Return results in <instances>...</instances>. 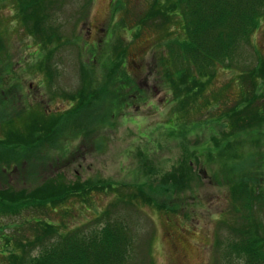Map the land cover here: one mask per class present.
Listing matches in <instances>:
<instances>
[{
  "label": "rangeland",
  "instance_id": "374dc122",
  "mask_svg": "<svg viewBox=\"0 0 264 264\" xmlns=\"http://www.w3.org/2000/svg\"><path fill=\"white\" fill-rule=\"evenodd\" d=\"M34 2L40 15L46 12L28 23L19 3L0 2V138L24 136L23 124L47 126V119L75 107L70 97L83 80L92 91L105 87L123 63L139 92L121 107L125 115L113 128L109 121L78 122L54 146L14 151L27 153L0 171V191L27 194L86 180L105 185L60 205L29 203L0 217V264H28L39 255L31 241L46 224L52 230L50 237L41 234L47 249L64 238L97 237L115 220L126 227L136 259L148 244L145 264H244L224 253L229 232L249 218L264 230V20L229 66L216 65L198 85L171 68L167 44L183 32L167 0ZM154 5L164 12H151ZM243 124L250 125L245 132ZM185 165L193 179L181 191L165 190L181 206L163 211L161 174L186 172ZM238 187L255 190L251 211L241 210ZM146 192L150 203L140 198Z\"/></svg>",
  "mask_w": 264,
  "mask_h": 264
},
{
  "label": "trees",
  "instance_id": "16d2710c",
  "mask_svg": "<svg viewBox=\"0 0 264 264\" xmlns=\"http://www.w3.org/2000/svg\"><path fill=\"white\" fill-rule=\"evenodd\" d=\"M17 1L25 9V11L21 10L23 21L28 23L33 19L32 15L37 14V10L32 6L36 3L34 0ZM167 3L174 8L173 10L168 7L169 11L172 9L178 16V27L183 32L171 38L167 44L170 49V63L173 64L171 68L181 79L186 72L191 79L198 81L197 76L205 75L214 64H225L236 59L242 47L249 43L252 34L264 20V0H167ZM157 8L154 5L151 12H164L161 8L160 10ZM119 69L121 73L116 72L115 79L111 82L106 80L105 87L93 83L97 87L94 91L90 90L91 87L88 86L86 80H83L80 90L70 97L71 102L76 101L75 107L63 111L56 118L47 119L49 121L47 126H44L45 121L40 127L27 122L28 127L21 129L26 131L24 136L18 138L8 133L7 138H1L0 166L5 165L7 168L12 162L15 163L17 157L20 158L27 152L17 155L14 151L19 147H26L27 144L28 149H40L44 147V144L54 146L61 139V135L69 131L72 125L79 124L78 122L91 127L103 121H109L113 128L117 123L116 120L124 113L121 109L122 105H126L133 99L132 96L139 92L136 85L137 77L134 80L128 76L122 64ZM189 71L194 75H191ZM165 73L168 74L169 70ZM122 79L126 81H121ZM129 97H131L130 100ZM18 117H20L19 114ZM9 122L8 126L13 123L12 117ZM183 168L186 172L178 167L174 172L161 174L162 179L157 189L160 196L159 208L165 210L171 204L173 205L169 207V210L180 208L182 202L176 205L173 195H167L165 190L175 188V191H181V188L193 179V175L187 172L189 165ZM2 170L3 168H0V171ZM49 185L32 190L27 194L9 190L0 191V217L18 214L29 203L43 206L54 203L60 205L70 197L81 195V192L90 189L100 190L98 186L105 184L96 185L91 180H86L67 186L60 185V189L51 185V190H48ZM238 191H241L243 198L241 210L251 211L255 200L252 194L257 196L255 190L250 188L242 190L238 187ZM140 198L149 203L153 200V196L147 192L140 195ZM2 203L14 208L10 209ZM36 222L42 221L38 219ZM111 223L102 233L97 234V237L91 236L84 238L85 240L64 238L56 246H50L47 249L44 237L47 234L50 237L52 230L49 224L40 225V227L43 226L40 229L41 232L31 241V245L37 244L42 251L39 255H32L28 264H145L147 260L143 261L141 258L144 255L148 258V244H145L146 252L140 255V259H136V248H134L133 241L126 236V227L121 226L119 220ZM41 234H44V237ZM229 234L225 242L228 246L226 249H228L224 254H231V261L234 262L237 259L238 261L244 260V264H264V230L255 226L251 218L244 221L239 229L232 228ZM1 238H6L4 233L1 234ZM219 247L224 249L225 244L219 242Z\"/></svg>",
  "mask_w": 264,
  "mask_h": 264
},
{
  "label": "flooded vegetation",
  "instance_id": "af4514ba",
  "mask_svg": "<svg viewBox=\"0 0 264 264\" xmlns=\"http://www.w3.org/2000/svg\"><path fill=\"white\" fill-rule=\"evenodd\" d=\"M98 29H101V28H98Z\"/></svg>",
  "mask_w": 264,
  "mask_h": 264
}]
</instances>
